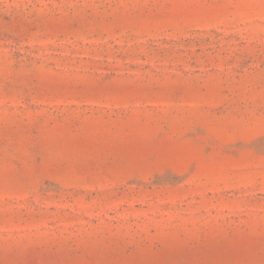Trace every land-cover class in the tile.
I'll return each mask as SVG.
<instances>
[{
    "label": "rangeland",
    "instance_id": "obj_1",
    "mask_svg": "<svg viewBox=\"0 0 264 264\" xmlns=\"http://www.w3.org/2000/svg\"><path fill=\"white\" fill-rule=\"evenodd\" d=\"M0 264H264V0H0Z\"/></svg>",
    "mask_w": 264,
    "mask_h": 264
}]
</instances>
